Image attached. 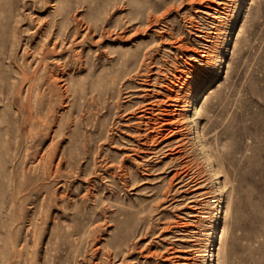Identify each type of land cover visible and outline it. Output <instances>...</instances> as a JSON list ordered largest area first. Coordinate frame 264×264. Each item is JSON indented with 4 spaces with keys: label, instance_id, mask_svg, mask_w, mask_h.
Listing matches in <instances>:
<instances>
[{
    "label": "rangeland",
    "instance_id": "374dc122",
    "mask_svg": "<svg viewBox=\"0 0 264 264\" xmlns=\"http://www.w3.org/2000/svg\"><path fill=\"white\" fill-rule=\"evenodd\" d=\"M0 264H264V0H0Z\"/></svg>",
    "mask_w": 264,
    "mask_h": 264
},
{
    "label": "bare ground",
    "instance_id": "6f19581e",
    "mask_svg": "<svg viewBox=\"0 0 264 264\" xmlns=\"http://www.w3.org/2000/svg\"><path fill=\"white\" fill-rule=\"evenodd\" d=\"M79 23H80V21H79ZM53 78L55 80H57L58 76L57 75H53ZM198 100H199V97H194L193 102L191 104V106L194 109V112H196L199 109V105L197 104ZM174 106H175V104H174ZM161 109H160V111H161L160 114L158 112H155L154 107H153V103H151L150 105L145 106L142 109V111L140 112V116L143 117V119L145 120L147 125H150L151 123H154V121L156 122V126L155 127L151 126V132H148L146 138H151L152 135L163 134L165 130H167V129H169L171 127L172 123H175L176 120H178V119L181 120V119L184 118V116H181V112L180 113L176 112V113H179L180 117L179 118H177V117L175 118L176 115L174 114V112H171L172 111V107L171 108L170 107H164L162 110ZM162 113H164L163 115H167V116H163ZM158 118H159V121L157 122ZM194 126L196 128L197 133H198V138L201 139L202 133H201L200 126L198 125V123H196ZM153 137H155V136H153ZM214 173H216V171H214ZM222 219H223V215L219 214L218 215V219H217L218 220V224H219V230H217V232L214 231V233H213L214 234L213 237H214L215 240L219 238V232H221V230H222V227H221ZM214 254H215V252H211V255H214Z\"/></svg>",
    "mask_w": 264,
    "mask_h": 264
}]
</instances>
